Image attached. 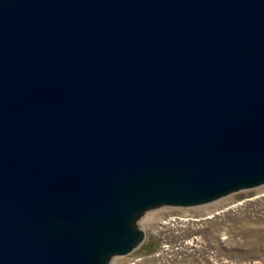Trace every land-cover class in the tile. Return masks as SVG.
<instances>
[{"label": "water", "instance_id": "1", "mask_svg": "<svg viewBox=\"0 0 264 264\" xmlns=\"http://www.w3.org/2000/svg\"><path fill=\"white\" fill-rule=\"evenodd\" d=\"M263 185L264 0H0V264H109Z\"/></svg>", "mask_w": 264, "mask_h": 264}, {"label": "rangeland", "instance_id": "2", "mask_svg": "<svg viewBox=\"0 0 264 264\" xmlns=\"http://www.w3.org/2000/svg\"><path fill=\"white\" fill-rule=\"evenodd\" d=\"M137 227L145 241L109 264H264V185L201 206L151 210Z\"/></svg>", "mask_w": 264, "mask_h": 264}, {"label": "built area", "instance_id": "3", "mask_svg": "<svg viewBox=\"0 0 264 264\" xmlns=\"http://www.w3.org/2000/svg\"><path fill=\"white\" fill-rule=\"evenodd\" d=\"M139 260H141V259H139Z\"/></svg>", "mask_w": 264, "mask_h": 264}]
</instances>
